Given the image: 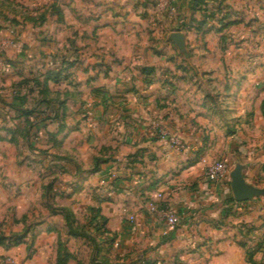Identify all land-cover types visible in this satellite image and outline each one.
I'll return each instance as SVG.
<instances>
[{"label": "crops", "instance_id": "crops-1", "mask_svg": "<svg viewBox=\"0 0 264 264\" xmlns=\"http://www.w3.org/2000/svg\"><path fill=\"white\" fill-rule=\"evenodd\" d=\"M175 2L171 17L156 9L154 34L131 8L96 7L75 57L55 36L6 48L28 80L0 102L16 123L0 127V236L25 238L0 245V264H58L60 244L66 264H264V195L233 201L230 177L243 165L264 189V0L232 2L242 22L225 52L193 29L175 46L188 16ZM217 161L228 178L212 182ZM64 211L87 237L69 234Z\"/></svg>", "mask_w": 264, "mask_h": 264}, {"label": "rangeland", "instance_id": "rangeland-1", "mask_svg": "<svg viewBox=\"0 0 264 264\" xmlns=\"http://www.w3.org/2000/svg\"><path fill=\"white\" fill-rule=\"evenodd\" d=\"M233 1L180 0L188 16L185 24L177 28L175 32L188 35L189 31L193 29L204 40L210 35H215L220 38L219 51L225 52L228 49L226 42L234 35L232 29L237 26L238 22H242L237 18V11L232 7ZM175 3L173 6L172 0H0V53L6 61V67L2 73L3 89L0 92V102L3 100L2 96L7 94L5 93L7 89H12L20 84L24 85L28 80L24 78L23 71L16 70L13 60L4 56L6 48H14L19 42L22 43L23 40H26V37L34 35L43 44H47L55 36L57 40L61 38L63 40L61 42L65 46L68 45V53L75 57L78 46L92 40L93 33L90 23L91 20L98 17L99 13L95 11L96 7L105 8L111 4L115 12L122 14L127 8H131L136 12L133 21L148 22L147 30L149 29L150 34H154L155 32H152L151 29L156 26L154 23L158 22L156 9L163 5L168 9L167 15L171 17L174 13L176 15L177 2ZM82 25L85 26V29H80ZM170 29L175 30L176 28L172 26ZM164 35L167 37L168 33L165 32ZM57 42V44H61L60 41ZM23 45L28 49V45ZM70 64L75 65L76 60H64V65L67 68H71ZM12 116L5 111H0V127L12 132V125H16L13 123ZM22 148L24 151L25 145ZM23 151H20V160L26 162L29 158L25 157L28 155ZM261 205L264 207L263 201L259 208L260 212H264ZM262 229L264 232V224H262ZM262 235L264 237V233ZM263 237L260 243L262 245H264Z\"/></svg>", "mask_w": 264, "mask_h": 264}, {"label": "built area", "instance_id": "built-area-1", "mask_svg": "<svg viewBox=\"0 0 264 264\" xmlns=\"http://www.w3.org/2000/svg\"><path fill=\"white\" fill-rule=\"evenodd\" d=\"M5 67H6V61L3 58L2 54L0 53V92L3 89V80H2L3 74L2 73L4 72ZM155 129L159 136L163 138L168 137V133L163 127L156 126ZM170 141L171 143L177 145L178 147H181L180 146L181 144L178 143L176 138L171 137ZM228 172H229V166L226 164V162L217 161L209 166L207 170V177L212 182H219V181H223L228 178ZM166 219H167L168 226L172 229H174L180 224L179 216L174 211L168 212ZM1 263L2 264H15L14 261L10 257L4 258L1 261Z\"/></svg>", "mask_w": 264, "mask_h": 264}, {"label": "water", "instance_id": "water-1", "mask_svg": "<svg viewBox=\"0 0 264 264\" xmlns=\"http://www.w3.org/2000/svg\"><path fill=\"white\" fill-rule=\"evenodd\" d=\"M170 40L176 45L180 51H184L185 35L181 32H175L170 35ZM243 165H238L231 173V187L234 198L237 202H247L254 198L264 195V189L255 188L248 184L242 174Z\"/></svg>", "mask_w": 264, "mask_h": 264}, {"label": "trees", "instance_id": "trees-1", "mask_svg": "<svg viewBox=\"0 0 264 264\" xmlns=\"http://www.w3.org/2000/svg\"><path fill=\"white\" fill-rule=\"evenodd\" d=\"M232 200L235 201L234 198ZM64 215H65V219H66V222H67V226H68L70 235H72L74 237H77V236L87 237L86 234L80 233V232H78V230H76L74 228V226H73V224H74L73 216H72V214L69 211H64ZM24 238H25L24 234L12 235L10 237L0 236V245H3V246H5L6 248L9 249L11 247H15V246H18L19 244H21L23 242ZM91 242L94 243V241L92 239H91ZM72 257H73V255L68 252L66 246L64 244H60V246H59V256H58V264H66V262Z\"/></svg>", "mask_w": 264, "mask_h": 264}]
</instances>
